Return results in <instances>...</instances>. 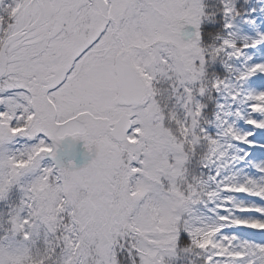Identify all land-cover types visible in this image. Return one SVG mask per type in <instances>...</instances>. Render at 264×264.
<instances>
[{
    "label": "snow or ice",
    "instance_id": "1",
    "mask_svg": "<svg viewBox=\"0 0 264 264\" xmlns=\"http://www.w3.org/2000/svg\"><path fill=\"white\" fill-rule=\"evenodd\" d=\"M255 12L0 0V264H264Z\"/></svg>",
    "mask_w": 264,
    "mask_h": 264
},
{
    "label": "rangeland",
    "instance_id": "2",
    "mask_svg": "<svg viewBox=\"0 0 264 264\" xmlns=\"http://www.w3.org/2000/svg\"><path fill=\"white\" fill-rule=\"evenodd\" d=\"M248 2L252 6L256 7V12L252 13V16L256 20V24L248 26L251 29V31L248 34L249 35H255L256 31L264 32V11H261V7L264 6V0H248ZM201 28H202V32H203V24H202ZM241 31H242V29H241ZM260 46L261 45H257V48H259ZM244 51L246 54H251V53H249V50H247V49H245ZM253 58H255V57H253ZM73 152H76L77 154H82L84 152L82 141H75ZM71 158L72 157H70V156L67 157L65 159V162L67 163V159H71ZM87 160L88 159H75L74 162L79 167V166H83L87 162Z\"/></svg>",
    "mask_w": 264,
    "mask_h": 264
},
{
    "label": "water",
    "instance_id": "3",
    "mask_svg": "<svg viewBox=\"0 0 264 264\" xmlns=\"http://www.w3.org/2000/svg\"><path fill=\"white\" fill-rule=\"evenodd\" d=\"M76 157H79V156H76Z\"/></svg>",
    "mask_w": 264,
    "mask_h": 264
}]
</instances>
